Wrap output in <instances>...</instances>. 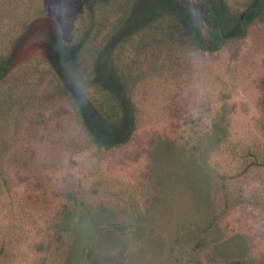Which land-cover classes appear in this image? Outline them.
I'll return each mask as SVG.
<instances>
[{
    "label": "rangeland",
    "instance_id": "374dc122",
    "mask_svg": "<svg viewBox=\"0 0 264 264\" xmlns=\"http://www.w3.org/2000/svg\"><path fill=\"white\" fill-rule=\"evenodd\" d=\"M178 1L207 27L203 3ZM252 1L223 0L230 16L247 10ZM135 2L0 0V38L4 41L0 60L10 58L0 97L11 87L20 90L23 82L39 85L33 89L36 101L18 99V105L22 103L20 138L17 145L6 142L0 162V264H41L48 252L46 243L55 237L52 218L73 197L89 204L84 212L109 218L104 226L112 234H106L110 237L104 239L100 257L110 255L119 264H162L153 257L157 246H163L162 256L167 259L170 245L174 252L181 246L176 235L188 238L185 232L205 221L207 207L197 199L198 185L194 187L198 164L212 172L214 237L211 234L210 239L217 238L231 250L244 242L249 255L262 258L256 264H264V210L256 208L253 200L235 195L243 179H228L234 151L220 134L227 129L229 138L253 137L264 119V103L258 98L264 83V19L258 17L242 39L214 52L186 45L180 33L177 47L166 29L163 39L153 40L152 33L142 30L117 44L112 63L135 105L136 125L128 142L102 149L83 130L70 96L61 95L62 86L48 60L47 41L55 27L66 44L82 43L75 80L89 100L107 108L108 96L94 81V56L97 47L116 31L119 16L130 12ZM156 44L162 48L157 50ZM161 62L165 69H159ZM210 130L218 131L221 142L216 143ZM182 134L202 143L192 159L168 145ZM253 183L264 188L263 179ZM126 207L133 209L132 215ZM127 216V221L137 219L122 227ZM12 237L15 241L9 244ZM78 241L83 249L85 243ZM80 247L74 250L75 257ZM87 251L88 246L74 263L98 264Z\"/></svg>",
    "mask_w": 264,
    "mask_h": 264
},
{
    "label": "trees",
    "instance_id": "16d2710c",
    "mask_svg": "<svg viewBox=\"0 0 264 264\" xmlns=\"http://www.w3.org/2000/svg\"><path fill=\"white\" fill-rule=\"evenodd\" d=\"M199 1L205 6L204 19L207 25L206 28L201 26L202 24H199L192 17L191 10L178 0H136L130 12L125 16H119L114 25L117 28L116 31L109 36L101 47H97L98 49L94 56V81L98 85V89L101 92H105L108 96L109 104L107 108H102L100 104H94L89 100L86 93L81 90L75 80V71L79 70L77 53L82 43L68 45L64 42L58 28L54 27L51 30L47 41V53L49 63L55 70L59 84L62 86L60 93L62 96L64 94V97L65 93L70 96L77 119L89 136L90 141L97 147L111 149L125 144L131 139L136 125L135 105L127 93L126 84L116 73L112 63L111 54L117 44L126 42L131 36L142 30L145 33L147 31L150 34L152 33L150 38L153 40H156V38L163 39L161 35L164 36L166 29V33L170 34V37H175L176 46L177 36L180 33L179 37L186 45L196 50L199 49V51L214 52L225 43L229 42L232 44L242 39L248 25L258 17L264 19V0H253L247 10L235 16L228 14L223 0ZM111 25L113 26V21ZM3 42L0 38V47ZM159 44H156L157 50L162 48ZM170 44L172 43H169L168 46ZM156 59H158V56H156ZM9 61V57L0 60V84L4 81L9 71ZM163 63L165 64V62ZM163 63H159V69L164 68L162 67ZM26 83L23 82V87L20 90H14L11 87L10 91L5 93L4 98L0 97V162L4 158L6 142L11 141L12 144L14 142L16 145L18 144L21 132L19 123H21L20 120L22 118L20 115V104L24 101L27 103L38 99L33 89L38 88L39 85ZM261 92V96H258V98L264 103V83ZM21 97L23 101L18 105V99ZM224 123L225 125L228 124L226 121ZM251 130L249 129V132ZM211 132H213L217 143L221 135H218V131L212 130ZM254 133L253 137L237 135L229 138L227 129H223L220 132V134L224 135L225 142L227 144L230 143L229 145L234 151V166L230 173L226 175L228 179L233 181L238 179L237 177L239 176H242L243 179L238 182L235 195L241 199L247 197L253 200V205L256 208L264 210V188L260 189L253 183V181L258 179L264 180L263 117L261 124L257 126ZM201 144L199 138L192 140L189 134H182L179 139H174L173 144L168 142L171 149L174 146L177 151L187 156V159H192ZM198 168L196 167V172L199 174H194L197 179L194 187L200 186V188L197 186V191L199 192L197 199L207 207L205 221L201 225H195L191 230L185 232V237L187 236L188 238L176 235L178 239H175L178 240L181 246L179 250L174 252L175 248L170 245L169 253L166 254V257L169 256L167 259L162 256L163 246L161 245L157 246L158 253L154 254L153 257H158L157 260L159 259L162 264H217L218 260L220 261L219 264L258 263V260H262V258L249 255L244 242L238 248L231 250L219 243L217 238L210 239L214 222L213 214L210 210L212 191L209 176L210 174L212 176V172L203 164H198ZM220 189L221 187L216 188L217 191H220ZM246 192L248 194L244 196ZM128 198H130L129 195ZM69 201L70 203H64L57 210L55 217L52 218L51 224L55 228V237L46 243L48 252H45L41 257L43 261L41 264H45V261L49 264H63L64 262L62 261L65 260L64 264H75L74 261L77 262L76 260L81 255H84L87 246L88 251L86 253L92 255L91 257L98 264H119V261H117L119 263L115 260L112 262L108 257L110 255H101L100 257V249L104 248L105 244L104 239L107 238L109 240L110 237V235L106 237V234H112L110 228L104 226L109 220L107 215H102L103 217L101 216V218L99 214L92 215L89 212H84L89 207V204H86L82 198L73 197ZM126 208L128 215H132L133 209L130 207ZM128 217L130 216H127L122 221V227H129L132 225L133 220L137 219L133 216L132 221H127ZM13 228L10 230L12 234L16 231V226ZM111 229H113V225ZM103 233H105V236ZM238 235L236 234V236ZM212 236L214 237V234ZM233 236L230 239H233ZM151 239L152 237L147 241ZM186 239H189V241H186ZM11 240L15 241L14 237L9 240V244ZM78 240L85 243L83 249L80 247L81 242ZM158 240L159 237L157 238ZM77 247H80V250L78 257H75L73 252ZM207 247L209 248L208 250ZM3 251H5L4 246ZM138 251H135V254Z\"/></svg>",
    "mask_w": 264,
    "mask_h": 264
}]
</instances>
